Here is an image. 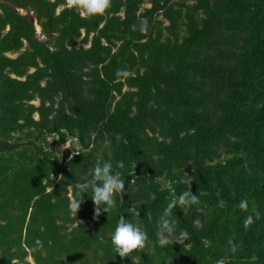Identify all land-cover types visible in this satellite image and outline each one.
I'll return each mask as SVG.
<instances>
[{"label": "trees", "instance_id": "trees-1", "mask_svg": "<svg viewBox=\"0 0 264 264\" xmlns=\"http://www.w3.org/2000/svg\"><path fill=\"white\" fill-rule=\"evenodd\" d=\"M105 161L124 192L76 211ZM121 216L148 234L125 257ZM0 264H264V0H0Z\"/></svg>", "mask_w": 264, "mask_h": 264}, {"label": "clouds", "instance_id": "clouds-1", "mask_svg": "<svg viewBox=\"0 0 264 264\" xmlns=\"http://www.w3.org/2000/svg\"><path fill=\"white\" fill-rule=\"evenodd\" d=\"M71 3L77 10L83 9L87 15H102L110 7L111 0H71ZM147 30V24H142L140 31L147 32ZM116 167L124 168V163L122 161L118 162ZM93 176L98 183L90 186L85 185L79 190L77 193L76 211L82 202V195L87 192L96 205L95 215L99 216L101 209L109 213L110 209L115 206L117 194L125 190V179L122 178L120 172L114 171L111 161H105L103 164L97 163L93 169ZM89 187L91 188V192H89ZM198 203L199 199L196 194L192 191H185L180 193L177 200H173L167 206L159 221L161 236L158 239V243L161 246H166L168 243L165 233L171 234L176 229L170 215L172 208L177 205L184 206ZM247 206L248 202L246 200L241 201L239 204L241 209H246ZM252 222L253 218L251 216L247 217L244 221L246 226ZM147 240L148 234L138 224L126 220L123 216L119 219L110 237V242L115 253L121 257L128 256L133 250L143 248ZM35 245L38 248L43 246L40 239L35 240Z\"/></svg>", "mask_w": 264, "mask_h": 264}, {"label": "rangeland", "instance_id": "rangeland-1", "mask_svg": "<svg viewBox=\"0 0 264 264\" xmlns=\"http://www.w3.org/2000/svg\"><path fill=\"white\" fill-rule=\"evenodd\" d=\"M149 3H145L144 6H149ZM62 7H59L58 11L61 10ZM25 13V12H24ZM35 26L37 29V36L38 38H42V27L37 23V21L35 22ZM10 56H16V54H12V53H8ZM36 104H38V101H35ZM55 137H52L51 140H54ZM44 144V143H43ZM79 147L77 145H75L71 139H68L65 143L59 144V145H55L54 150L57 151L59 153V155H62L64 152H66V150H73L71 152V154H74V150H77ZM74 205V202H73ZM29 259L32 261V263H34L33 259L31 257H29Z\"/></svg>", "mask_w": 264, "mask_h": 264}, {"label": "flooded vegetation", "instance_id": "flooded-vegetation-1", "mask_svg": "<svg viewBox=\"0 0 264 264\" xmlns=\"http://www.w3.org/2000/svg\"><path fill=\"white\" fill-rule=\"evenodd\" d=\"M21 12H22L23 15H30L28 11H22V10H21ZM24 12H25V13H24ZM35 22H36V21H35ZM38 24H39V23H38ZM39 25H40V24H39ZM40 26H41V25H40ZM41 32H42V30H41ZM36 34H37V32H36ZM42 36H43V35H42ZM44 37H45V36H44ZM42 38H43V37H42ZM45 38H46V37H45ZM12 54H16V56L18 55V53H12ZM7 55H9V54L7 53ZM9 56H10V55H9ZM16 56H12V57H16Z\"/></svg>", "mask_w": 264, "mask_h": 264}]
</instances>
